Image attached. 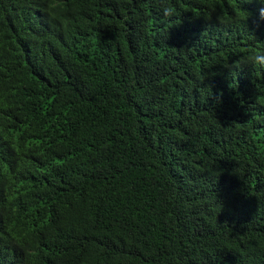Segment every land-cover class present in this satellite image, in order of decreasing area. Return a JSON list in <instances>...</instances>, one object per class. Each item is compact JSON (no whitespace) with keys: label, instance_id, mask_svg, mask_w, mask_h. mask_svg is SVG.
Segmentation results:
<instances>
[{"label":"trees","instance_id":"trees-1","mask_svg":"<svg viewBox=\"0 0 264 264\" xmlns=\"http://www.w3.org/2000/svg\"><path fill=\"white\" fill-rule=\"evenodd\" d=\"M260 7L0 0V264H264Z\"/></svg>","mask_w":264,"mask_h":264},{"label":"clouds","instance_id":"clouds-1","mask_svg":"<svg viewBox=\"0 0 264 264\" xmlns=\"http://www.w3.org/2000/svg\"><path fill=\"white\" fill-rule=\"evenodd\" d=\"M249 2H251V0H249ZM256 2L261 5V7L258 9L259 19L264 20V0H256ZM168 14H170V10H165V15ZM250 62L253 65L264 66V56H261L260 54H253L250 57Z\"/></svg>","mask_w":264,"mask_h":264}]
</instances>
